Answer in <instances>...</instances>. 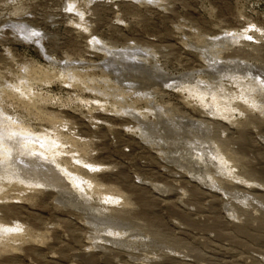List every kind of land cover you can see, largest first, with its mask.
Segmentation results:
<instances>
[{"label":"rangeland","instance_id":"obj_1","mask_svg":"<svg viewBox=\"0 0 264 264\" xmlns=\"http://www.w3.org/2000/svg\"><path fill=\"white\" fill-rule=\"evenodd\" d=\"M0 264H264V0H0Z\"/></svg>","mask_w":264,"mask_h":264},{"label":"bare ground","instance_id":"obj_2","mask_svg":"<svg viewBox=\"0 0 264 264\" xmlns=\"http://www.w3.org/2000/svg\"><path fill=\"white\" fill-rule=\"evenodd\" d=\"M124 53H126V52H124ZM19 158H20V163L21 164H24L25 166L27 165L26 169H30L29 167L35 168V170L38 172L36 174V177H38V174L43 172V169H47V168H43V166L40 165V164L43 163V162L40 161V159H45L46 160V155L44 153H43V156L41 155V156H33L31 158H24V157H19ZM45 163L48 164L49 162H45ZM49 165H51V164H49ZM48 168L53 171V173L55 174L54 175L55 177L50 179V180H44V182H46L47 184L61 186L63 188H67L68 189L70 187V183L66 180V177L68 178V180L71 182L72 185L76 184V182L73 181L72 178H70L69 176H66L61 170L57 169L55 166H53V167L50 166ZM34 173H36V172L34 171Z\"/></svg>","mask_w":264,"mask_h":264},{"label":"snow or ice","instance_id":"obj_3","mask_svg":"<svg viewBox=\"0 0 264 264\" xmlns=\"http://www.w3.org/2000/svg\"><path fill=\"white\" fill-rule=\"evenodd\" d=\"M34 35H38V34H35V33H34ZM249 39H250V37H249Z\"/></svg>","mask_w":264,"mask_h":264}]
</instances>
